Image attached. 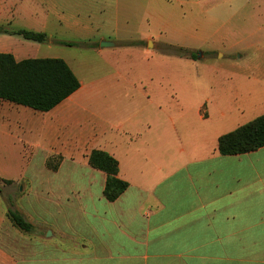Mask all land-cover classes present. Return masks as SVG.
Instances as JSON below:
<instances>
[{"label":"crops","instance_id":"obj_1","mask_svg":"<svg viewBox=\"0 0 264 264\" xmlns=\"http://www.w3.org/2000/svg\"><path fill=\"white\" fill-rule=\"evenodd\" d=\"M257 6L255 0H0V27L46 35L39 43L1 33L0 53L17 61L63 59L81 82L50 112L0 114V135L23 134L24 147L42 155L56 176L42 179L40 200L74 188L66 213L72 233L68 224L57 231L66 245L47 262L264 264V148L229 156L218 150L222 136L264 115V64L197 67L187 56L181 66L153 69L168 47L201 52L202 59L264 57L241 28L251 26ZM64 42L96 44L81 51L102 57L115 73L93 69L86 82L78 62L60 55L80 48ZM86 95L87 116L78 112ZM95 149L119 162V178L129 184L115 202L103 195L106 174L89 165ZM57 156L63 161L52 171L46 160ZM64 169L78 172L60 178ZM9 209H0V264H27L34 241L15 231ZM19 213L30 219L29 208Z\"/></svg>","mask_w":264,"mask_h":264},{"label":"rangeland","instance_id":"obj_2","mask_svg":"<svg viewBox=\"0 0 264 264\" xmlns=\"http://www.w3.org/2000/svg\"><path fill=\"white\" fill-rule=\"evenodd\" d=\"M255 2L258 4L255 9V13L257 14V16H255V20L251 26H245L241 28L242 30L247 29V31H250V33L253 34L251 43L256 46V49L264 50V0H255ZM76 47L80 48V50H72L73 52H68L65 50V52L60 53V55L63 58L71 57L78 62V65H74L75 70L77 74L81 76V78L86 79V82H88L90 73L93 69H95V73L100 71L103 73V75L115 73L112 68L104 63V59H102V57L93 55L87 50L81 51L82 47L80 46ZM163 54L167 56H162L159 59H155L153 63V69H165L169 65L174 64L176 66L183 65V63L179 61L180 56L171 55L167 52ZM110 60L111 62L113 61L116 67H120L122 64L120 62L119 65L115 58H110ZM193 61V64H187L195 65L197 67H205L212 64L217 66L228 65L230 62H237L240 65H249L251 63L261 65L264 64V57L243 58L241 60L202 59L201 52H199L197 53V58L193 59ZM147 68L148 64L146 63L145 71H147ZM84 100H86V102L80 103L82 106H80L81 109L79 108L78 112L87 116L90 111L89 105H87V95L84 97ZM100 108L103 109L104 106ZM23 111L25 114L33 112L36 113V111L29 108L0 101V114L3 113L7 116H13L22 114ZM24 138L25 136L19 132L12 133V135H0V209L1 211H4L5 209L12 208L18 212L26 213L27 209L29 208L30 219L27 217L25 218L29 222L33 221L32 224L35 226L33 232L25 234L14 227L15 231L22 237H27V239H32L34 241L36 254L33 258L28 259L29 262L27 264H58L57 262H47L46 260L50 257H54L53 253L57 251V247L62 246V243H66L60 241L57 231L66 229L68 224L69 232L72 233L73 221L71 217L69 218L66 215V213L71 212L73 208V202L76 201V198L71 195V190L74 188L66 187V191L64 193H57L54 196V201L52 202H49L46 197L40 200V193L43 189L42 179L56 176L53 172H49L45 168L42 155L34 153L33 150L28 147H24ZM54 161L57 163L58 158L56 157ZM73 171L64 169L61 171L59 177L65 178L70 173L74 174L78 172V170ZM4 178L14 181L9 183L7 182L8 180ZM26 199L29 201L28 205ZM45 228H47V231ZM76 230L79 231L80 228L76 227Z\"/></svg>","mask_w":264,"mask_h":264},{"label":"trees","instance_id":"obj_3","mask_svg":"<svg viewBox=\"0 0 264 264\" xmlns=\"http://www.w3.org/2000/svg\"><path fill=\"white\" fill-rule=\"evenodd\" d=\"M18 35L26 40L43 43L46 35L27 30L10 31L0 27V34ZM68 47L80 46L93 48L91 43H62ZM166 52L180 57L197 58V53L189 50L168 47ZM81 88V82L68 63L59 58H38L17 61L12 54L0 53V101L29 108L36 112L52 111ZM264 148V115L256 120L222 136L219 139L221 155H242ZM48 158L46 166L57 171L63 157ZM55 163V164H54ZM89 165L106 174L103 191L105 199L115 202L129 188V184L119 178V162L103 150H93L89 156ZM12 183L13 181L8 180ZM8 218L15 228L31 233L34 226L17 211L9 209Z\"/></svg>","mask_w":264,"mask_h":264},{"label":"water","instance_id":"obj_4","mask_svg":"<svg viewBox=\"0 0 264 264\" xmlns=\"http://www.w3.org/2000/svg\"><path fill=\"white\" fill-rule=\"evenodd\" d=\"M113 43H110V42H103L102 43V46L103 47H108V46H112Z\"/></svg>","mask_w":264,"mask_h":264}]
</instances>
